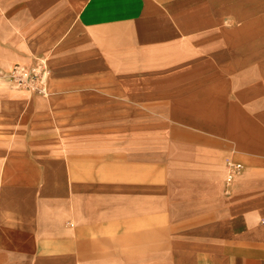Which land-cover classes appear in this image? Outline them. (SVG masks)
Listing matches in <instances>:
<instances>
[{
  "label": "crops",
  "instance_id": "obj_1",
  "mask_svg": "<svg viewBox=\"0 0 264 264\" xmlns=\"http://www.w3.org/2000/svg\"><path fill=\"white\" fill-rule=\"evenodd\" d=\"M0 264H264V0H0Z\"/></svg>",
  "mask_w": 264,
  "mask_h": 264
},
{
  "label": "built area",
  "instance_id": "obj_2",
  "mask_svg": "<svg viewBox=\"0 0 264 264\" xmlns=\"http://www.w3.org/2000/svg\"><path fill=\"white\" fill-rule=\"evenodd\" d=\"M5 76L18 86H23L38 93H45L47 67L42 59H39L32 66L16 63Z\"/></svg>",
  "mask_w": 264,
  "mask_h": 264
},
{
  "label": "rangeland",
  "instance_id": "obj_3",
  "mask_svg": "<svg viewBox=\"0 0 264 264\" xmlns=\"http://www.w3.org/2000/svg\"><path fill=\"white\" fill-rule=\"evenodd\" d=\"M37 62V61H36ZM35 62V63H36ZM34 63V64H35ZM33 64V65H34ZM23 65H25V64H23ZM26 66H32V65H26ZM7 73V72H6ZM6 73H4V74H2V78L7 82L6 84H7V86H9L10 88H12V89H14V90H30V91H32V92H34V93H31L30 91L28 92V93H30V94H33V95H44L43 93H38V92H35V91H33V90H31V89H28V88H25V87H23V86H18L17 84H15L13 81H11L9 78H7L5 75H6Z\"/></svg>",
  "mask_w": 264,
  "mask_h": 264
}]
</instances>
